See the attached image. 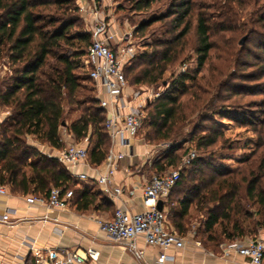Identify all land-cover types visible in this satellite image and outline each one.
Listing matches in <instances>:
<instances>
[{
	"label": "trees",
	"instance_id": "trees-1",
	"mask_svg": "<svg viewBox=\"0 0 264 264\" xmlns=\"http://www.w3.org/2000/svg\"><path fill=\"white\" fill-rule=\"evenodd\" d=\"M73 1L0 0V61L8 57L13 67V75L0 86V107L10 111L0 123V184L14 193L44 197L53 186L72 189L77 209L85 210L95 206L99 199L109 205L108 199L101 196L100 191L80 186L64 163L41 153L27 140L32 135L40 142L60 149L65 146L62 136L65 130L76 140L88 139L87 149L91 147L89 157L92 164L100 165L109 152L111 142L105 126L106 110L100 106L95 94L86 93L85 82L92 81L89 77L91 66L88 61L85 62L87 49L75 44V40L89 42L90 35H73L70 32L77 21L73 15ZM155 1L137 0L135 10L147 8ZM175 2L168 15L162 18L175 15L171 21L175 30L180 27L181 30L172 38L146 43V49L132 58L135 66L129 69H138L132 78L134 85L158 84L168 65L178 60L192 27L191 17L196 15L194 51L198 56L197 69L179 74L167 91L148 101L144 108V124L149 127L146 133L148 140H173L182 135L190 116L203 108L208 109L212 116L200 115L191 131L196 148L205 152L218 142H227L222 130L224 125L214 118L216 116L227 118L253 133L245 146L254 145V149L248 157L240 160L245 166L224 171L221 165L213 162L212 156L208 161L197 156L191 162L194 163V171L202 170L205 164L214 173L205 180L203 170L201 178L187 180L181 172V178L169 193V206L175 218L181 220L186 217L192 205L204 212L206 220L202 225L205 236H208L203 241L217 245L224 239L242 237L254 230L245 224L246 218H254L255 213L245 206V202L259 206L256 210L259 218H254V227L257 228L259 221L264 223V120L258 121L252 113L235 114L223 108L217 110L215 104L223 100L222 93L230 83L215 79L212 83L221 95L209 98V90L198 81V75L207 65L215 47L211 40L214 26L204 10L194 13L198 6L195 0ZM201 7L203 5L198 6ZM45 9H54L60 16H45ZM261 9L264 20V6ZM153 21L142 22L137 32H145ZM230 27L225 24L220 29L226 31ZM260 47L263 48L264 44ZM51 59L54 62L51 63ZM259 59L262 61L260 70L250 73L247 78H264V57ZM126 72L125 69L127 78ZM187 82L192 84L188 86ZM260 86L258 84L254 88L239 84L234 93H264V87ZM186 95L188 98L185 100ZM66 105H77L81 110L80 116L71 123L66 122ZM174 151L176 148H171L164 160H155L153 170L163 174L168 166L178 164L181 154ZM175 201L179 207L174 205ZM180 220H174L179 230L175 231L179 234L185 229ZM218 226H221L220 230ZM26 264H34L32 255Z\"/></svg>",
	"mask_w": 264,
	"mask_h": 264
},
{
	"label": "rangeland",
	"instance_id": "rangeland-1",
	"mask_svg": "<svg viewBox=\"0 0 264 264\" xmlns=\"http://www.w3.org/2000/svg\"><path fill=\"white\" fill-rule=\"evenodd\" d=\"M136 1L137 0H99V3H97L98 0H96V4H94L93 0H74L72 9L73 15L76 16L77 21L70 32L73 35H90V40L87 43L75 40L76 46L80 45L85 49L88 48L89 43L92 41V32L98 18L104 20L108 26V32L113 33V38L115 42H117L115 43V47L117 44L120 46H130L134 49V56L141 54V52L146 49L144 46L146 43L172 38L174 34L181 30V27L175 30L176 27H174L171 21L175 15L162 18V16L168 15L172 4L176 3L175 0H157L149 7L142 10H135L134 6ZM81 2L84 5L81 4ZM195 2L198 6L203 5V7L198 8V6H196L194 13L196 14L199 10H204L214 26L211 31V40L215 45L214 49L211 51L207 65L198 75V81L209 90V98L211 95H221V92H219L212 83L215 79L224 82L228 81L230 83L227 85V89L222 93L223 100H219L215 104L218 111H220V108H223L225 111L232 110L231 112L235 114L245 113L250 115L252 113L256 116L258 121L264 120V106L262 105L264 93H254L253 91H240L239 93H234V88L239 84L252 87L260 84L262 86L259 88L264 87V78L259 80L247 78L248 75L250 76L252 73H257L258 70H260L262 61H260L259 58L264 57V47H260L261 44H264V20L261 15L262 11H260L262 10L261 7L264 6V0H241V2L237 0H195ZM74 6L76 9H74ZM43 13L45 16H60L59 12H56L54 9H45ZM159 18H162V20H157ZM152 20L154 21L145 32H137L142 22ZM191 22L192 27L185 38V47L181 51L178 60L168 65L167 71L158 84L134 85L132 78L138 69L135 71H130L129 69L135 66V60H132L134 56L125 63L129 91L132 92L134 96L138 92V94L143 97V108L146 107L148 101L154 100L167 91L179 74L187 71L192 72L197 69L198 56L194 51L196 42V15H192ZM225 24L231 27L226 31H222L220 28ZM243 37H246V40L244 44L241 45L239 42ZM65 47V49H68L67 46ZM52 62H54L53 59H51V63ZM85 62H87V60H85ZM12 75L13 67L11 62L8 57H4L3 60L0 61V86ZM85 84L87 85L86 93L89 95H96L97 92L93 82L87 80ZM187 84L190 86L192 83L187 82ZM187 98L188 96L186 95L184 99L186 100ZM3 110L7 112L8 116L10 112L9 109L4 107ZM207 110L208 109L203 108L190 116L183 129L184 132H182V135L173 140H148L146 138V133L149 127L147 123L144 124L137 136L152 146V150L149 153L151 161L159 159L164 160L170 149L176 148L174 153L178 152L181 154L180 161L174 166H168L166 171L180 169L187 180L201 178V171L203 170L205 180L214 173L212 168L205 164L202 166L203 169H200L198 172L194 171V163L184 166L183 161L191 150L196 152V157L200 156L205 161L211 160L210 156H212L213 162L217 165H221L224 171L235 170L238 167L245 166L241 164L240 160L248 157L254 149V145L245 146L246 141L253 137V133L243 127L237 126L233 121H229L227 118H222L221 116L214 117L224 125L222 130L225 132L226 136L224 139L227 140V142H224V144L218 142L215 146L208 148L206 152L196 148L195 139L191 138V131L199 120L200 115L208 114V116H212V112L208 113ZM80 114L81 110L78 109L77 105H66L67 123H71L77 119ZM144 114L146 116V111H144ZM29 137L35 141V136H28L27 140ZM72 142L89 145L87 138L81 140L74 139ZM155 174L158 173L154 171L153 175ZM245 203V206L252 212H255L259 208V206L254 203ZM210 206L213 205L211 204ZM106 208L111 214L115 211L113 207L107 206ZM259 222L256 228L254 227L255 219L246 218V226L251 230L254 229L252 232L247 233V236L256 235L257 237H264V223L261 224V221ZM218 229L220 230L221 226H218ZM198 235L202 240H206L208 236H205L204 233Z\"/></svg>",
	"mask_w": 264,
	"mask_h": 264
},
{
	"label": "crops",
	"instance_id": "crops-1",
	"mask_svg": "<svg viewBox=\"0 0 264 264\" xmlns=\"http://www.w3.org/2000/svg\"><path fill=\"white\" fill-rule=\"evenodd\" d=\"M95 88L99 100L104 99L106 97L104 88L96 86ZM122 100L124 112H128L131 107H135L141 102L144 103L143 97L132 95L129 87L122 96ZM6 117L7 112L0 107V123ZM64 131L62 136L65 143L64 147H66L68 143L74 140V137L69 132ZM110 142L109 150L113 148L115 151L125 153V156L119 160L114 174L115 184L123 186L124 191L115 199H110L101 191L98 184L92 179L95 172L86 165L64 163L72 177L78 173L88 174L90 176L88 180L73 178L80 186L85 185L95 191H100L101 196L108 199L109 205L99 199L95 206L85 210L77 209L73 201L66 209H52L44 203H28L26 198L30 194L14 193L7 187V194L0 195V264H26L28 257L34 254L31 247L33 249L67 248L79 250L84 257H86L85 252L88 248L95 249L98 252V258L93 260L86 257L84 264L245 263L246 258L244 256L235 252L226 255L224 249L245 241L249 236L224 239L217 245L209 241L204 242L198 235L200 233L205 234L202 225L206 220L204 212L198 211L196 205H192L186 217L181 220L175 218L169 206L171 195L162 198L160 202L167 215V225L170 229L177 230L174 220H180L185 224V229L180 232L185 240V246L183 248L172 247L166 250V253L171 257L170 259L159 262L161 248L147 244L143 237H138L133 244L111 240L108 234L101 230L98 220L112 216L106 208L107 206L123 207L132 212L143 210V189L154 173L152 168L154 161H151L149 157L152 146L138 136L129 137L126 133H122L117 136L114 143L111 139ZM28 143L35 146L41 153L51 156H56L64 148L52 147L47 143L40 142L36 137L35 141L29 137ZM83 146L88 148L87 144ZM174 205L179 207L177 201L174 202ZM5 213L9 214L13 224L1 221ZM254 218H258L256 211ZM139 250L143 251L141 255L138 254Z\"/></svg>",
	"mask_w": 264,
	"mask_h": 264
},
{
	"label": "built area",
	"instance_id": "built-area-1",
	"mask_svg": "<svg viewBox=\"0 0 264 264\" xmlns=\"http://www.w3.org/2000/svg\"><path fill=\"white\" fill-rule=\"evenodd\" d=\"M93 2L96 4V0ZM81 4L83 3L81 2ZM112 34L108 32L106 22L98 18L92 32V41L87 48V61L91 66L90 79L96 87L104 88L106 92V97L100 99V106L107 111L105 126L111 141L114 143L117 136L122 133H126L129 137L137 136L144 125L145 114L143 102L131 107L128 112L123 110L122 96L129 87L125 75V63L134 56V49L119 44L115 47L117 42H115ZM135 96L140 95L137 92ZM47 156L55 157L62 163L86 165L95 172L92 179L110 199L117 198L124 191L123 186L114 182L118 162L125 156L123 152L111 148L105 160L100 165H94L90 161L88 149L80 143L71 141L56 156ZM195 157L196 152L194 150L189 151L183 165H190ZM73 177L78 180L90 179L86 173L74 174ZM180 178V169H172L163 174L153 175L143 189V210L132 212L123 207H116L110 218L98 220L101 230L105 231L110 239L116 242L133 244L138 237H143L147 244L161 248L159 262L170 259L171 257L166 253V250L172 247L183 248L185 240L181 234L168 227L167 215L163 209L159 208V202L169 195ZM5 194H7V187L0 184V195ZM73 198L72 189L53 186L46 197L30 194L26 200L28 203H44L49 208L63 210L68 208ZM1 221L13 224L8 213L2 216ZM31 249L34 251V264H84L87 258L93 260L98 258V252L93 248L86 250L87 258L79 250L67 248L33 249L31 247ZM142 252L139 250L138 254L141 255ZM230 252L244 256L246 258L244 264H263L264 238L248 237L245 241L224 249V254L228 255Z\"/></svg>",
	"mask_w": 264,
	"mask_h": 264
},
{
	"label": "water",
	"instance_id": "water-1",
	"mask_svg": "<svg viewBox=\"0 0 264 264\" xmlns=\"http://www.w3.org/2000/svg\"><path fill=\"white\" fill-rule=\"evenodd\" d=\"M245 40H246V37H243V38L240 40V44L243 45L244 42H245ZM159 208L162 209V203H161V202H159Z\"/></svg>",
	"mask_w": 264,
	"mask_h": 264
}]
</instances>
